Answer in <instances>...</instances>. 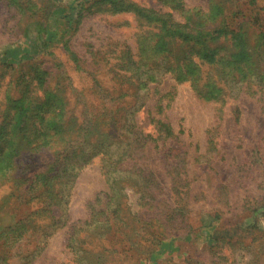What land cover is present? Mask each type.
<instances>
[{
	"label": "rangeland",
	"instance_id": "374dc122",
	"mask_svg": "<svg viewBox=\"0 0 264 264\" xmlns=\"http://www.w3.org/2000/svg\"><path fill=\"white\" fill-rule=\"evenodd\" d=\"M170 1L0 0V128L21 135L42 119L45 93L28 95L39 73L67 85L66 122L94 121L88 143L71 122L69 145L52 138L35 150L65 179L0 186V264H264V53L252 57L242 39L239 64L204 63L213 92L204 97L157 69L145 88L151 73L132 76L128 60L157 65L169 15L209 18L200 29L217 36L209 46L231 47L238 6L264 15V0ZM244 30L256 45L255 28ZM135 105L139 129L112 126L108 112ZM108 219L125 235L109 234Z\"/></svg>",
	"mask_w": 264,
	"mask_h": 264
},
{
	"label": "trees",
	"instance_id": "16d2710c",
	"mask_svg": "<svg viewBox=\"0 0 264 264\" xmlns=\"http://www.w3.org/2000/svg\"><path fill=\"white\" fill-rule=\"evenodd\" d=\"M171 2H173V9L183 8V4L180 0H172L169 3ZM238 9L239 13H241L243 17L235 15V21L230 20L231 25L229 26H236L227 27L229 34L228 40L231 43V47L220 46L214 48L209 46L207 40L217 39V36H212L211 33H209L211 35H207L206 32L204 33L200 31L203 26L206 27L205 25L209 22V18H204L198 13L189 17L186 24H179L175 22L170 15V19H161L160 21L162 23L159 27L163 35L161 42L157 44L156 52L163 54L164 57L156 63L157 65H149V63H147L146 60L144 61V59H135V56L130 52L128 60L132 76H140L139 72L142 74L145 70L150 72L151 75L144 84L145 88H148L149 83H156L159 81L155 78L153 72L156 69L159 71L163 70L164 73L174 74L178 81L191 82L198 95L203 97L210 95L213 92L211 90L210 81L208 80L209 77H207L209 72L205 70L204 63H209V65L210 63L213 64L216 62H218V64H223L224 62H222V58L226 57L229 62L239 64V59L236 60L239 56V54L236 53V41H242V39L244 40V44L248 46V49H250L251 53H253L252 57L258 55L259 53H264V49H261L262 47L264 48V15L257 12L252 16H248L247 11H245L242 6H238ZM147 16L150 17V15ZM261 22H263L262 26L260 25ZM244 26L248 28H255V37L258 36L255 41L256 45L252 44L253 41L251 40L249 31H243ZM216 30L217 32H220L218 26L216 27ZM168 44H170L169 47ZM141 63H144V66L138 65ZM245 68L247 69V67ZM248 73H250L249 67ZM253 74L254 73L252 72V77H250L249 81L254 80ZM35 80L37 87L34 90L29 91L28 95L38 91L45 93V98L42 99V119L38 118L39 115H35L34 118L37 119L28 122V124H32L31 128L28 129V127L25 126V133L21 135H16L15 124H10L9 127L6 126L5 128H0V186L4 185L5 181H8L10 177L17 183L19 181V177L25 176L26 183L33 189L37 188L39 180H43L45 178L47 181H61L65 179V177L61 179L62 177L56 175L58 171L57 168L62 165L58 161L48 162L43 160L41 161L42 163H39L33 157L37 154L35 152H38L43 148H52L50 143L52 138L56 139V141L61 143L63 146H67L70 143L71 137L67 136V131H70L74 127L71 125V122L73 121L69 120L66 122L61 116L62 114L65 115L67 110L68 101L64 96V91L66 90L65 87H67V85L62 82V78L58 79L54 85L48 84L46 74L42 77L41 73L38 74V77ZM135 106L136 107L134 109L127 108V106L124 107V115H121V112L119 113V111H114L113 109L111 112H108V116H111L110 121H112V126L118 128L122 125V120H124L123 124L129 123L130 128L139 129L136 120V113L143 105L139 108L137 105ZM86 112L88 113L89 109H87L84 113ZM52 116H55L54 119ZM51 119L53 120L52 123H50ZM84 119H82L83 121L81 123L76 121L73 123L77 124V128L81 129L85 124ZM89 119L91 121L88 122L87 128H82L84 131L87 129V133L85 135V142L87 143L89 142L90 135L92 133L90 126L94 124L93 117L90 116ZM159 124L163 125L167 129H170V125L164 121H159ZM129 132L130 133H124L126 137L129 135L133 136L136 131ZM148 137L149 135L145 136V138ZM33 145L37 146L33 148ZM17 147L20 149H18L17 154H14V150ZM36 149L38 151H35ZM114 170H117V168ZM106 173L109 175V182H111L113 180L111 165L109 169L106 170ZM33 174H36V176H32ZM14 176H17L18 178H14ZM111 190L116 194V197L121 195L122 190L114 184L111 185ZM1 202L2 201L0 200V213L4 211V207ZM92 211L96 212L95 209ZM90 223L91 222H86V224ZM92 223L96 225L99 221H96L95 217H93ZM107 224L110 230L109 234L119 236L125 235L124 233L121 234V231L116 225L110 223V219H108ZM98 227L99 226H95L96 229H98ZM124 239H127V237H124Z\"/></svg>",
	"mask_w": 264,
	"mask_h": 264
}]
</instances>
